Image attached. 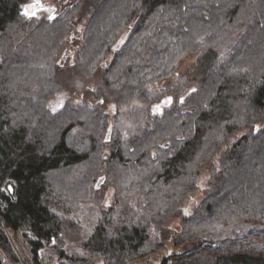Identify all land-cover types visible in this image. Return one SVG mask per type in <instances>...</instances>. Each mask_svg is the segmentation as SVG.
<instances>
[{"label": "trees", "instance_id": "trees-1", "mask_svg": "<svg viewBox=\"0 0 264 264\" xmlns=\"http://www.w3.org/2000/svg\"><path fill=\"white\" fill-rule=\"evenodd\" d=\"M27 1L0 0V264L17 261L8 230L36 263L52 245L70 264H130L175 230L170 241L192 245L160 264H264V0H76L38 20L23 13ZM88 11L68 68H102L101 99L54 112L67 69L55 57ZM189 53L199 84L146 118L167 92L156 85ZM110 103L115 115L132 111L133 138L114 126ZM87 204L99 218L76 257L63 244L80 234L70 212Z\"/></svg>", "mask_w": 264, "mask_h": 264}, {"label": "rangeland", "instance_id": "rangeland-1", "mask_svg": "<svg viewBox=\"0 0 264 264\" xmlns=\"http://www.w3.org/2000/svg\"><path fill=\"white\" fill-rule=\"evenodd\" d=\"M75 1L76 0H41L44 8L37 11L33 17L38 20L53 13L57 14L64 7L70 6ZM89 13L90 11L77 19L73 31L66 37L67 39L65 40L62 51L58 56L55 57L56 63L59 60L65 62L63 66L69 70L65 69L66 76L65 78L61 79L63 82L61 89L57 90L55 95L48 101V108L54 112L61 109L69 100L74 102H88L90 104H97L101 99L100 96L93 93V91H96L101 83L102 68L98 71H95L94 73H87L82 69L68 68L69 62L77 61V52L81 45L80 37L89 18ZM125 37L121 38L116 45H121ZM18 48L25 49L26 45L18 44ZM197 57V54L189 53L179 59L173 77L156 85L158 90L167 89V92L164 93L163 96L156 100L153 104H151L148 109L141 107L140 104L138 107H133L141 112L143 109H146L144 116H146V118H151L154 115L162 114L163 110L173 106L179 101L180 98H182L180 97L181 95H184L187 91L195 88L199 84L202 74L200 73L198 69L199 67L197 66ZM107 60V62H110L111 56H109ZM168 98L170 99L169 102L164 103V100ZM104 110L110 113L112 116L111 118H116L114 126H118L124 133L125 137L133 138L135 135L134 133H136L139 129V125H136L131 121L133 116L131 115L132 111L130 108L122 106L120 116L115 115L117 108L114 103L107 105ZM110 134V132H107L108 136H110ZM207 178L208 173L205 168L199 176V187L191 194L196 203L202 198L204 194L202 189L208 185ZM109 200L112 202L114 201L112 188L107 189L104 199L105 202ZM186 203L187 201L183 204V206L186 205ZM70 215L74 220L78 221L79 225L81 226L80 234H78L76 238L68 239L66 243L63 244V247L65 248V252L69 255L85 257L89 251L85 247V243L93 232V229L99 218V213L97 211L94 212L93 208L87 204L81 210L70 212ZM167 225L173 226L175 229H179L180 222L178 219L173 217L169 219ZM173 232L175 233V230H169L167 233H163L161 236L159 235V239L164 240V244L158 246L155 249L151 246V243L147 242L141 253H145L151 249L150 253L141 257H133L130 259V264H160L162 258L167 254L168 251L172 253H180L192 245V243L188 241L174 244L172 241H170V237L174 236ZM8 234L12 241L17 257L16 262H13L7 257L9 264H70L68 259L62 257L59 254L57 248L52 245H46L40 249L39 260L36 263L34 262L24 236L21 233L12 232L10 230H8ZM95 264H102V261L99 260Z\"/></svg>", "mask_w": 264, "mask_h": 264}, {"label": "water", "instance_id": "water-1", "mask_svg": "<svg viewBox=\"0 0 264 264\" xmlns=\"http://www.w3.org/2000/svg\"><path fill=\"white\" fill-rule=\"evenodd\" d=\"M22 11L24 14H26L29 17L34 16L37 11H39L40 9L44 8L43 3L41 2V0H31V1H27L25 3L22 4ZM169 98L164 100V103H168L169 102ZM109 138V136L107 137ZM103 179H100L97 183H96V187L99 188L100 185L102 184Z\"/></svg>", "mask_w": 264, "mask_h": 264}]
</instances>
